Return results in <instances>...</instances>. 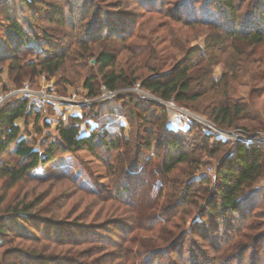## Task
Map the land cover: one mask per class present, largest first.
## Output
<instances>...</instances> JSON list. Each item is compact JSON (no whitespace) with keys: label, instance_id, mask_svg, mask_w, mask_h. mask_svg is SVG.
Masks as SVG:
<instances>
[{"label":"rangeland","instance_id":"rangeland-1","mask_svg":"<svg viewBox=\"0 0 264 264\" xmlns=\"http://www.w3.org/2000/svg\"><path fill=\"white\" fill-rule=\"evenodd\" d=\"M32 1L28 8L20 0H0V42H6L8 24L5 17H10L27 34L41 39L48 34L52 36V45L61 42L66 58L61 71L53 76L39 71L37 65L38 73L34 74L31 67H26L19 77L9 59L12 50H1L0 58L4 59L0 60V107L5 102L21 98L19 91L24 88L39 93L47 86L51 94L61 100L56 106L47 105L40 109L36 125L33 115L26 120H17L20 135L27 137L33 147L40 150L46 140L56 135L55 128L60 123L67 124L73 116L80 117L79 132L86 136L94 128L100 132L103 128L123 126V136L129 139L132 149L133 142L142 143L144 138L150 141L153 149L142 150L143 154L138 157L141 171L145 168L148 173L151 168L156 169L165 155V151L155 145L159 138L167 141L163 132L166 126L178 132L176 140L181 144L182 152L189 154V159L170 174L172 181L168 188H161L162 196L158 198L155 193L151 198V194L148 195L147 200H140L141 207L113 198L112 182L116 173L112 169L121 165L119 153L114 151L109 155L100 144L92 152L58 155L53 162L38 167L35 173L47 177L43 182L26 179L8 192L6 184L2 185L0 199L6 194V201L23 196H27V200L38 199L41 203L33 212L40 218L56 222L55 228L49 231L51 238L59 234L63 239L74 238L81 243L77 247L62 246L76 254L61 255L75 258L77 264H135L151 251L167 246L165 256L156 259V264H264V172L255 184L243 190L244 194L253 193L255 200L248 203L251 208L243 215L242 221L237 214L229 217L230 229H226L224 220L217 218L209 208V201L215 198L221 160L239 143L256 144L264 152V45L250 47L234 39L224 42L207 55L212 63L216 87L193 102H164L142 89L139 82L171 70L187 49H204L205 38L211 34L205 25L184 21L188 11L182 13L177 7L186 0H164L163 5L160 0H153V3L148 0V4L145 0ZM188 1L198 14L199 5L207 0ZM257 1L263 2L261 11L264 12V0H236L238 14L249 12ZM92 3L98 10L91 6ZM212 3L218 4L217 0ZM7 10L9 14L5 15ZM60 10L63 19H58L60 15L53 16ZM120 12L129 14L128 18L120 20L122 18L117 16ZM96 20L99 25L116 29L123 22L126 31L122 41L113 34L91 47L113 48L116 71L123 70L130 79L133 76L139 80L133 86L119 87L111 93L98 85L97 97L91 98L84 89V82L89 76L98 74L95 53L84 52L80 44L87 40L84 30ZM105 32L106 29L103 36ZM17 56L21 66L36 61L31 52H19ZM103 102L106 105L100 106ZM222 105L230 106L232 113L236 114L231 126L220 124L212 117L215 109ZM234 106L239 113L234 111ZM207 130L223 143L221 151L213 156L209 154L210 146L203 148V142L208 139L205 136ZM182 131L188 133L182 134ZM110 132L116 134V131ZM208 140L211 144V139ZM4 159L10 164L16 161L14 156H5ZM199 175L206 176L207 183H194L184 195L183 185ZM76 183L90 192L97 190L99 193L84 192ZM148 199L153 206L142 209ZM154 215L164 218L165 222L156 218L149 228L143 226L147 216ZM38 226L42 230L48 225L39 222ZM237 226L239 231L234 232ZM44 242L52 243L42 241L40 244ZM19 244L24 248L29 245L40 247V244L29 241H20ZM245 244L249 245L243 254L225 258ZM50 250L45 253L49 258L58 255L57 251ZM11 260L14 258L6 259L5 264ZM61 260L58 264H71V261Z\"/></svg>","mask_w":264,"mask_h":264},{"label":"trees","instance_id":"trees-1","mask_svg":"<svg viewBox=\"0 0 264 264\" xmlns=\"http://www.w3.org/2000/svg\"><path fill=\"white\" fill-rule=\"evenodd\" d=\"M145 2L148 4V0H145ZM153 2L152 0L151 3ZM160 2L163 5L164 0H160ZM212 2L213 0H207L203 5H199L198 14L193 10L191 1L186 0V3L179 4L177 10L179 9L182 13L188 11L185 13L186 17L184 19L187 24L205 25L210 29L211 34H208L205 38L204 49L200 47L189 48L185 51L182 59L171 70L164 73H156L140 81L139 84L142 89L150 92L164 102L172 101L176 104H183L196 101L206 91L216 87L212 63L210 58L207 57L210 50L222 46L224 42L230 39L241 41L250 47L264 45V12L261 11L262 1L255 2L253 8L242 15L238 14L239 6L236 0H217V6ZM20 3L30 8L33 1L20 0ZM91 6L95 10H98L96 4L92 3ZM8 11L4 14L8 15ZM62 13L61 10L55 11L53 16L60 15L58 19H63ZM128 15L124 12L117 14L119 18H122L120 20L128 18ZM5 19L8 24V34L6 42H0V45L4 47L3 49L0 47V52L1 50L3 52L7 51V49L12 50L9 59L12 60L11 63L19 77L22 76V72L26 67H31L34 74L38 73L36 71L37 65L39 66V71L46 73L48 76H53L58 71H61L63 61L66 58L65 52L62 51L63 46H60L61 42L52 45V36L47 34L42 39L38 38L33 34L25 33L17 22H13L10 17H5ZM96 24L98 25L95 26ZM123 26L125 25L121 22L118 29L112 26L104 27L101 24L99 25L96 20L94 24L84 30L87 40L82 41L83 44H80V47L83 48L84 52L95 53L94 61L97 65L98 73L97 76H89L84 82V89L87 90L91 98L97 97L99 92L98 85H101L104 90L111 93L119 87L133 86L139 80V77L133 76L130 79V76L123 70L116 71V55L113 52V48L111 50L110 47L98 46L96 49L91 47L97 41L109 39L113 34L122 41L126 31L125 28L123 29ZM104 29H106V32L103 36ZM7 43H9V47H7ZM182 50L180 51L182 52ZM19 52L33 53L36 61L27 62L21 66L19 57L17 56ZM97 78L99 79L97 80ZM105 103L103 102L99 105L102 106ZM234 111L239 113V110L235 106ZM40 113V109H28V100L22 97L5 102L0 107V187L6 184L7 192L26 179L36 182L45 181L47 177L37 175L35 170L38 167H44L46 164L53 162L58 155L63 156L66 153L74 154L80 151L92 152L95 150L97 144H100L109 155L114 151L119 153L118 158H120L119 162L121 165L116 169H112L116 173L115 180L112 182L113 198L127 205L141 207L140 200L143 198L147 200L148 195L151 194L150 197L153 198L152 194L155 195L157 193V197H161V188H168V184L172 181L170 174L179 165L187 163L189 159V154L182 152L181 144L176 140L178 132H173L165 126L163 132L167 137V141L159 138L155 145L156 148L163 149L165 155L156 166V169L151 168L148 173L145 168L141 171L138 157L143 154L142 150L151 151L153 149L148 139L144 138L142 143L137 142L135 144L133 142L132 146L134 145V149H132L129 139L123 136V126L114 129L103 128L100 132H97L96 128H94L88 136L82 135L79 132L78 122L80 121V117L78 116L70 117L67 124L60 123L55 128L56 135L46 140L41 145L40 150H36L27 137L20 135V127L16 121L20 119L26 120L33 115L36 125L40 119ZM161 113L162 117L165 118V112L162 111ZM235 116L236 114L232 113V108L225 105L215 109L212 113L215 121H219L218 123L220 124H227L228 126H231L232 119ZM45 127H47L46 124ZM110 131H116V134ZM181 133L187 134L188 131H182ZM205 133V136L211 139L212 142L210 144L208 139L205 140L203 148L205 149L210 146L211 150L209 154L213 156L221 151L223 143L218 140L216 134L209 130ZM139 139L140 137H138ZM131 152L133 153L130 157L129 154ZM3 155L14 156L16 161L10 164L5 161V156ZM126 155H129V157H125ZM263 159L264 152L261 151L258 145L239 143L232 153L221 160L220 168L217 171L218 183L215 185V198L209 201V208L213 209L212 213L217 218L224 220L225 223L223 224H225L226 229L231 228L229 217L237 214L241 216L240 220L242 221L245 218L243 215H246L251 208L248 203L254 198L252 196L253 193L244 194L243 190L245 187L255 184L263 176ZM125 160H128V162H125ZM71 180L76 181L75 179ZM207 181L204 175L193 176L183 185L182 190L184 195L190 191L194 183L204 184ZM76 184L78 185V183ZM78 187L84 192L88 191L87 193L90 194L99 193L97 190L90 192L80 185ZM6 195L0 199V264H5L6 259L12 257L14 260L6 264H58L62 261L61 259H66L63 261H71V264H77L75 258L61 255L63 253L72 254L69 248L64 249L62 246L77 247L81 243L74 238L68 237V239H63L59 234L51 238L52 236L49 231L55 228L56 222L51 219L40 218L36 212H33L34 207L41 203L38 199L27 200V196H23L21 198L14 197L11 201H6ZM149 201L150 199L142 205V209L153 206L152 202ZM150 213L152 214V212ZM158 216H147L143 226L145 225L146 228H149L154 224V220L160 217ZM159 219L165 222L164 218ZM39 222L48 226L40 230L38 226ZM199 223H202V220ZM192 229L190 228L189 231H192ZM237 231H239V226L234 227V232ZM39 233L42 236H39ZM17 240L19 243L20 241H29L35 245L40 244L42 241H50L54 245L44 242L43 245L40 244L39 248L30 245L24 248L19 243H15ZM248 245L238 246L232 254L225 258L230 259L231 257L243 254L248 249ZM50 248V252L54 253L57 251L58 255L51 256L52 258L46 256L45 253ZM168 248L169 246L151 251L147 257L138 258L139 260L135 264H153L156 262V259L165 256ZM73 254L75 255L76 253L73 252ZM56 260L59 262H56Z\"/></svg>","mask_w":264,"mask_h":264},{"label":"built area","instance_id":"built-area-1","mask_svg":"<svg viewBox=\"0 0 264 264\" xmlns=\"http://www.w3.org/2000/svg\"><path fill=\"white\" fill-rule=\"evenodd\" d=\"M50 87H45L42 89L39 93H34L27 88H24L20 90V94L22 95V98H25L28 100V109L29 108H36V109H42L46 107L47 105H54L56 106L60 99H57L51 94Z\"/></svg>","mask_w":264,"mask_h":264}]
</instances>
